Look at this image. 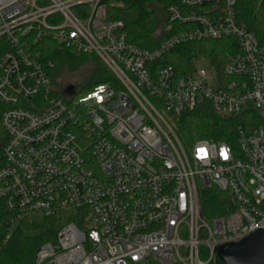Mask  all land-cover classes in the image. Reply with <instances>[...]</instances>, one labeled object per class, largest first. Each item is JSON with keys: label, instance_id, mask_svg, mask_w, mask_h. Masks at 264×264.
<instances>
[{"label": "built area", "instance_id": "obj_1", "mask_svg": "<svg viewBox=\"0 0 264 264\" xmlns=\"http://www.w3.org/2000/svg\"><path fill=\"white\" fill-rule=\"evenodd\" d=\"M236 5H170L180 28L148 49L127 40L105 0H0L9 135L0 205L14 224L32 212L68 211L32 264H210L218 246L264 228V46ZM223 36L240 40V50L227 53L221 71L202 58L184 74L160 61L183 42ZM43 39L96 54L111 75L65 99L54 62L37 48ZM202 103L219 115L253 108L260 124L251 132L240 126L237 145L198 139L189 148L176 121ZM213 186L234 206L208 221L201 196Z\"/></svg>", "mask_w": 264, "mask_h": 264}, {"label": "trees", "instance_id": "obj_2", "mask_svg": "<svg viewBox=\"0 0 264 264\" xmlns=\"http://www.w3.org/2000/svg\"><path fill=\"white\" fill-rule=\"evenodd\" d=\"M182 1L105 0V3H107L109 19L123 20L122 30L127 33V40L135 45L150 49L154 48L164 37L170 36L180 28V23L173 25L170 22L168 7ZM236 9L238 19L243 21L248 29L254 31L264 46V0H237ZM160 10L163 15L159 14ZM191 10L200 9L192 8ZM7 48V43L0 39V56L7 51ZM37 48L42 50L44 61L52 60L54 62L52 69L60 64H65L66 58L70 61L80 62L96 55L78 53L72 49L64 48L53 39L39 41ZM239 50L240 40L236 37L207 38L183 42L162 56L160 61L173 64L179 74H184L194 70L196 59L203 58L210 68L221 71L227 59V53H236ZM97 58L100 60L98 56ZM104 68L107 70L106 72H110L105 65ZM107 79L108 77L99 76L98 79L95 78L81 87L79 92H85ZM5 109L6 105L0 100V167L5 164L2 147L9 139L2 121ZM181 114V117L176 121L178 131L187 141L193 143L198 139H208L227 141L232 145H237L240 126L251 132L260 124L257 112L253 108L245 109L238 114L219 115L212 110L210 104L202 103L193 109L184 110ZM233 206L232 197L215 186L205 190L202 195L203 212L208 218L227 214L228 209ZM45 217L48 221L57 219L54 216ZM63 224L59 223L57 229L59 230ZM37 227L38 224L28 216L21 218L16 224L12 223L9 212L1 204L0 264H31L38 246L43 243L41 236L30 233ZM210 264L224 263L219 257H216V260Z\"/></svg>", "mask_w": 264, "mask_h": 264}, {"label": "rangeland", "instance_id": "obj_3", "mask_svg": "<svg viewBox=\"0 0 264 264\" xmlns=\"http://www.w3.org/2000/svg\"><path fill=\"white\" fill-rule=\"evenodd\" d=\"M160 13L163 15L161 10L159 11V14ZM65 62V64H60L51 70L55 89L65 99L69 98V93L67 90L68 86L73 85L77 89H81V87L87 85L89 81L95 78L98 79L99 76L109 77L111 75L110 72H106L107 70H105L104 64L97 58L96 55L80 62L70 61L66 58ZM201 63L207 65L208 67L205 59L202 58ZM209 70L211 69L209 68ZM209 80H213V78L209 77ZM183 139L189 148L193 147V142L187 141L184 136ZM67 212V210L61 211L62 215L58 214L57 217L54 216L57 219H52L50 221H48L45 216L43 217L41 213L32 212L30 214V218L38 224V227L30 231V233L41 236L43 239L42 242H45L49 239H55L58 234V224H63L67 220L65 217ZM211 219L213 218L207 217L208 221H211Z\"/></svg>", "mask_w": 264, "mask_h": 264}, {"label": "water", "instance_id": "obj_4", "mask_svg": "<svg viewBox=\"0 0 264 264\" xmlns=\"http://www.w3.org/2000/svg\"><path fill=\"white\" fill-rule=\"evenodd\" d=\"M67 90L69 94H74L76 87L70 85ZM54 244L57 246L56 242ZM216 254L224 264H264V228L257 229L240 241L218 246Z\"/></svg>", "mask_w": 264, "mask_h": 264}]
</instances>
